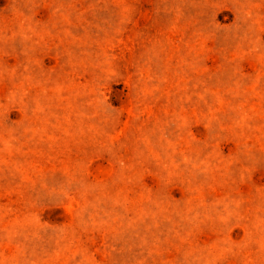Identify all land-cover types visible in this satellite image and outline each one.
<instances>
[{
	"label": "rangeland",
	"instance_id": "obj_1",
	"mask_svg": "<svg viewBox=\"0 0 264 264\" xmlns=\"http://www.w3.org/2000/svg\"><path fill=\"white\" fill-rule=\"evenodd\" d=\"M0 264H264V0H0Z\"/></svg>",
	"mask_w": 264,
	"mask_h": 264
}]
</instances>
